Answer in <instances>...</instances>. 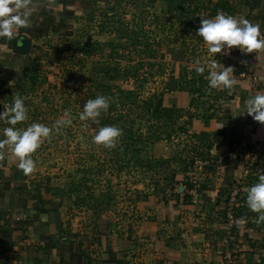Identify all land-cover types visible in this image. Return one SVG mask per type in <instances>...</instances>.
<instances>
[{"label":"rangeland","instance_id":"rangeland-1","mask_svg":"<svg viewBox=\"0 0 264 264\" xmlns=\"http://www.w3.org/2000/svg\"><path fill=\"white\" fill-rule=\"evenodd\" d=\"M51 1L32 0L31 23L16 33L31 42L28 55L5 51L7 39L0 38V112L18 95L25 98L29 118L17 128L32 123L52 127L65 111L70 112L72 124L58 133L54 131L33 154L37 167L32 174L25 176L17 168L16 178L27 181L34 192L51 197L56 236L95 239L100 235L101 224L108 219L114 221L118 232L135 235L141 220L135 213L139 202L149 196L169 198L177 187L183 186L175 180L183 174L181 183L188 182L187 187L194 177L201 182L199 185L206 182L204 178L211 172L200 167L199 162L208 155L205 148L216 140L191 132L189 122L206 114L212 103L214 109L219 104L213 102L215 89L210 90L208 83L199 96L189 95L186 100L184 94L174 93L173 102L184 101V108L192 97L197 100L189 109L191 116L185 109L173 125L164 117L155 120L142 112V102L159 92L170 77L179 80L182 73H187L188 79L202 76L207 81V70L198 75L191 67L196 59L203 64L210 59L201 38L196 36L201 16L210 19L218 12H227L243 19L237 14L257 10L264 13V3L173 0L170 7L167 0H60L69 11L63 14L53 10ZM133 34L140 37L141 44L134 45ZM87 41H91L92 48L86 46ZM226 56L217 54L216 59L222 64ZM97 96L109 98L108 111L102 113L99 124L81 121L79 113L84 104ZM9 126L0 121V139L4 138L2 130ZM103 126L130 130L135 138L141 133L143 139H153L158 126L161 137L153 144L145 141V146L134 145L140 152L127 153L121 139L113 149L92 143V137ZM226 152L220 149L221 154ZM261 155L258 161L238 162L239 170L234 167L238 175L229 183V194L237 199L233 203L240 207L239 216L245 222L240 227L241 239H224L227 248L223 249V264H255L257 257L244 254L250 246L243 234L255 241L254 249L264 245V222L258 224V214L246 206V190L264 173V154ZM15 161L17 167L10 146L0 150V166L13 165ZM230 195L223 197L227 206ZM236 208L233 207V215L226 211L225 217H234ZM219 230L217 235L221 236L227 231ZM237 232L236 228L231 229L229 236L238 235ZM210 240L215 244L221 241Z\"/></svg>","mask_w":264,"mask_h":264},{"label":"crops","instance_id":"crops-1","mask_svg":"<svg viewBox=\"0 0 264 264\" xmlns=\"http://www.w3.org/2000/svg\"><path fill=\"white\" fill-rule=\"evenodd\" d=\"M260 1L264 3V0ZM51 2L53 10L68 14L60 0ZM225 15L230 14L226 12ZM237 16L259 23L264 34V13L257 10L249 14L240 12ZM22 37L15 34L13 38L20 42ZM8 40L5 51L18 55L8 47ZM238 51L232 49L222 63L225 67L234 68L237 84L231 90L215 89L213 102L219 103L216 109L212 103L206 114L189 122L191 132L203 137L210 135L216 140L211 141L212 145H208L204 152L208 154L205 159L212 157L219 165L216 169H208L211 173L204 178L203 186L199 181L198 190L190 182L187 187L188 182L181 183L185 179L183 174L175 178L183 186L177 187L169 198L149 196L139 202L135 213L141 220L134 227L135 235L118 232L114 221L108 219L101 224L100 235L95 239H64L62 235L56 236L55 206L51 197L43 192H34L27 181L16 178V161L13 165H1L0 264H223L226 259L223 249L227 248L224 239H241L243 228V223H236L243 219L236 203L233 207L238 209V213H234L232 219L225 217L228 206L223 197L232 192L229 183L238 175L234 167L239 170L238 162L246 164L249 161L247 157L244 158L247 160L239 158V154L245 156L255 152L258 155L256 161L262 157L260 149L264 154V125L245 113L246 101L257 94H264V52L240 56ZM1 65L3 63H0V69ZM241 74H246L247 79ZM194 98L190 102L197 100ZM186 99L187 95H184L183 100ZM220 149L227 152L221 154ZM225 157H229L227 166L221 164ZM229 197L228 201H237L233 196ZM221 215L223 221H220ZM221 228L227 230H223V237L217 235ZM234 228L238 235L229 236V231ZM210 239L221 241L215 244Z\"/></svg>","mask_w":264,"mask_h":264},{"label":"clouds","instance_id":"clouds-1","mask_svg":"<svg viewBox=\"0 0 264 264\" xmlns=\"http://www.w3.org/2000/svg\"><path fill=\"white\" fill-rule=\"evenodd\" d=\"M32 0H0V38L12 39L21 28L31 23L33 14ZM196 36L207 49L210 58L206 64L196 59L192 68L198 75H204L208 87L212 89L231 90L237 84L234 78V68L225 67L216 59L217 54L228 55L232 49H239L244 54L264 52V34L261 33L259 23L247 19H237L231 15L218 12L214 18L200 17V25ZM110 107L109 98L97 96L89 99L79 113L81 121H91L99 124L102 113ZM0 112V121H6L9 127L2 130L3 139H0V150L11 147L12 155L17 160V167L25 176L32 174L37 167L33 154L52 133L59 132L62 127L72 124L71 114L65 111L63 117L57 119L52 127L42 123H32L26 128H17L16 125L28 120V109L25 98L14 96L10 105H3ZM254 121L264 125V94H257L246 101V112ZM222 128V127H221ZM220 129V128H219ZM123 130L117 126L99 127L92 137V143L106 149L117 146ZM246 194V206L258 214L257 223L264 222V173L259 174L258 182L250 186ZM245 221L239 219L237 224Z\"/></svg>","mask_w":264,"mask_h":264},{"label":"trees","instance_id":"trees-1","mask_svg":"<svg viewBox=\"0 0 264 264\" xmlns=\"http://www.w3.org/2000/svg\"><path fill=\"white\" fill-rule=\"evenodd\" d=\"M172 1L173 0H167V3L169 4L170 7H172ZM131 37L134 38L133 39L134 45L141 44L140 43L141 40L138 35L133 34ZM86 46L92 48L93 44L91 43V41H87ZM193 78L188 79L187 73H182L179 76V80L174 77H170V79L165 83V85L161 87V90L159 92L153 93L152 95L147 97L145 102H142V106H140L141 111L150 114V116L155 120H159L161 117H164L165 119H167L168 124L169 123L171 124L173 123V125L177 124L178 118L181 117L182 112L185 111V109H187V113H188L189 112L188 109L191 107L192 102L194 103V101L191 100L189 106L187 108H184L185 107L183 105L184 103L173 102L172 97L174 96V93L175 94L181 93L184 94L185 96L186 95L194 96L196 94H199V92L203 89L204 84L208 83V81H205L202 76H200V78L198 79L195 78L193 79ZM189 116L191 115L189 114ZM102 124L106 125L104 121L102 122ZM121 129L123 130V135L119 139H121L122 141L121 146H123V148L125 149V151H127V153L131 152L132 150H135L136 152H140L141 149H134V145L142 144L145 146L146 144L145 141L153 144L154 142L158 141L161 137L158 126L155 128L156 130L154 131L155 133H157V135H155V137H152L153 139H149V138L143 139L141 133L135 138L133 134L130 132V130H126L124 128ZM167 138L169 139V135H167ZM249 226L250 225L248 223L247 227ZM243 238L247 240L250 246L249 251L244 252V254H246V256L251 257L253 259L257 257L258 259L256 258L255 264H264V256H263L264 245H261L259 247L260 249H254L255 241L250 240L245 234H243ZM243 261L244 263H246L244 259Z\"/></svg>","mask_w":264,"mask_h":264},{"label":"built area","instance_id":"built-area-1","mask_svg":"<svg viewBox=\"0 0 264 264\" xmlns=\"http://www.w3.org/2000/svg\"><path fill=\"white\" fill-rule=\"evenodd\" d=\"M238 55L244 56V53L238 51ZM241 77H243L244 79H247L248 76L246 74H241ZM252 80L255 81V78L253 77ZM260 151H261L260 154H262V149H260ZM257 156L258 155L255 152L247 153L245 156L242 154H239V158H241L243 160H247V159H244L245 157H247V158H249L248 160H251V161L256 160ZM199 165H200V167L204 166V167H207L208 169L213 170V169H216L217 163L212 157H207L204 161H200ZM190 180H191L190 183L194 187H196V188L199 187L198 186L199 181H198L197 177H194ZM233 202H234V200L231 201V203L228 205V208H227V212L229 213V215H230V212L232 213ZM230 219H232V215L230 216Z\"/></svg>","mask_w":264,"mask_h":264},{"label":"water","instance_id":"water-1","mask_svg":"<svg viewBox=\"0 0 264 264\" xmlns=\"http://www.w3.org/2000/svg\"><path fill=\"white\" fill-rule=\"evenodd\" d=\"M22 41H18V39L12 38L8 40V47L13 50L14 53L24 56L28 55L31 51V42L26 38L22 37ZM229 163V157H225L221 164L223 166H227ZM180 192L182 191V188L179 189Z\"/></svg>","mask_w":264,"mask_h":264}]
</instances>
